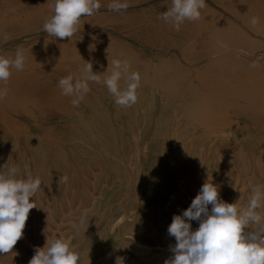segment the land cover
I'll return each mask as SVG.
<instances>
[{"label": "rangeland", "instance_id": "1", "mask_svg": "<svg viewBox=\"0 0 264 264\" xmlns=\"http://www.w3.org/2000/svg\"><path fill=\"white\" fill-rule=\"evenodd\" d=\"M232 1L237 3V0ZM53 2L0 0L3 26L0 54L15 55L18 48L23 50L30 46L33 53H24L27 54L25 59L40 58L54 51L67 56L69 48V53L89 51L87 54L98 55L102 63V58L109 54L106 60L111 57L114 60L113 56L117 55L114 53L124 52V43H127L134 54L125 51L127 57L122 53L116 59H126L131 70L140 73L138 100L133 106L122 108L103 83L90 82L91 91L81 102L85 110L80 117L86 119V125L73 112L47 111L33 118L7 108L10 118L19 123L18 129L6 124L0 116V171L16 165L18 178H26L30 173L33 178L41 179V189L34 197L38 208L30 210L23 236L12 253L0 254V264H28L35 248L44 247L46 240L61 237L69 240L80 254L79 264H116L117 257L124 258V264H164L172 256L170 245L176 243L168 234L173 215L182 214L190 206L206 181L219 187L224 202L236 203L238 208L247 206L253 185L264 187V105L260 104L264 98V34L254 33L246 26V20L230 14L218 0H206L251 35L250 40L248 37L247 42L244 41L248 44L237 39L233 40L237 42L234 46L222 39L221 45L227 46L224 52L248 62L251 70L253 63L257 65L250 74L249 71L244 74L246 70H240L243 67L237 71L228 66L214 69H222L221 73L233 76L234 81L237 77L243 84L260 87L257 91L262 94H258L260 97L254 102L245 97L247 94L242 89L228 88L235 90L229 91L228 101L247 108H229L234 121L231 126L217 130L216 126L188 112L191 92L172 71L177 60L191 73L209 61L211 54L200 39L195 41L200 47L188 48L190 41L186 34L199 33L202 29L197 24L199 20L185 21L188 26L175 31L170 24L158 19L171 6V0H128L129 8L121 12L109 11L110 0H101L99 11L83 17L72 37L88 42L76 43L78 49L75 43L69 46L64 42L66 47L56 40L50 43L51 40L48 43L53 44L52 48L45 47L49 50L46 52L43 46L48 44L41 41L54 37L43 31V24L52 14ZM200 23L205 25L201 20ZM211 33H215L212 41L216 42V32L211 30ZM195 42L192 40L193 44ZM168 60L172 71L169 73V68H165L168 66L164 65ZM65 65L44 68L48 88L57 87L59 79L69 74L82 75L83 68L78 64L66 61ZM29 68L22 71L25 76L39 69ZM192 79L199 81L197 77ZM121 85L125 86L123 80ZM86 99L93 101L92 109L84 104ZM257 102L259 107L263 106V112L261 108L258 110ZM75 121L79 122L76 129ZM61 176H67V182L59 181ZM260 211L264 213V208ZM85 212L88 215L84 216ZM82 216L84 224L80 225ZM190 223L193 231L198 229V221ZM74 224L78 228H74Z\"/></svg>", "mask_w": 264, "mask_h": 264}, {"label": "clouds", "instance_id": "2", "mask_svg": "<svg viewBox=\"0 0 264 264\" xmlns=\"http://www.w3.org/2000/svg\"><path fill=\"white\" fill-rule=\"evenodd\" d=\"M129 6L128 0H110L107 8L121 12L127 11ZM51 7L52 14L46 18L43 31L54 38L71 40L81 25V19L99 11L101 0H54ZM205 7L206 0H171V6L158 19L180 31L185 21L199 20ZM258 22L257 17L251 19L253 26ZM256 66L253 63L252 67ZM24 67L22 49L18 48L14 56L0 54V85H3L0 86V101L8 95L6 85L12 71H23ZM122 80L125 82L123 87ZM90 82L103 83L115 103L127 108L138 100L141 75L132 71L127 61L114 59L109 61L101 79V74L94 73L92 63L85 62L81 76L69 74L62 77L57 87L62 95L71 97L73 107H79L91 91ZM27 168L25 165L26 171ZM18 171L16 165L0 171V254L12 253L23 236L30 210L38 208L34 197L41 189V179L38 176L33 178L30 173L26 178H18ZM67 179V176H61L59 181L67 182ZM261 208H264L262 186L253 185L247 206L238 208L236 203L224 202L219 187L206 181L190 206L182 214L173 215L168 234L176 243L170 245L172 256L164 264H264V213ZM193 220L199 222L195 231L191 229ZM79 224H84L83 216ZM73 227L78 228V225ZM80 260V254L71 242L61 237L46 240L44 247L35 248L28 264H79ZM116 264H124V258L117 257Z\"/></svg>", "mask_w": 264, "mask_h": 264}, {"label": "bare ground", "instance_id": "3", "mask_svg": "<svg viewBox=\"0 0 264 264\" xmlns=\"http://www.w3.org/2000/svg\"><path fill=\"white\" fill-rule=\"evenodd\" d=\"M218 1L222 5V6L221 5L220 6L224 9H226L227 11H229L230 14H232L233 16H238L241 20L243 19L244 22L246 20V22H247L246 26H249V28H251L254 31V33H256V34L260 33L262 35L264 34V0H237L236 1L237 3H235L232 0L231 1H229V0H218ZM12 3L13 2H11V4ZM253 17L259 18V22L255 26H253L251 24V19ZM200 20L203 23H205V25L200 23ZM197 24H199L200 29L202 28L201 30L197 29V30H199V33H196L198 35L192 34V33L186 34L188 36V40L190 41V43H189L190 46L188 48H195L198 46L200 47V45H198L195 42L196 40L198 41V39H200V41H202L204 43L203 44L204 47H206L207 51L211 54L209 61L206 62L205 64H203V66L196 68L195 71L193 73H191V71L189 72V71L185 70L186 68L183 69L184 67H181L180 63H178L179 61L177 60L176 68H173L172 71L175 72V75L177 76L178 80L180 79V82L184 81L183 82L184 86H186V88L189 89V91L191 92L190 98L192 99V102H191L192 104H191L190 109H189L190 111H188V112H190V114H192V116L195 115L194 117H198L197 119H199V120L201 118L204 121V123L206 122V124L208 123V125H213V127L216 126V129L218 127L225 129L228 126H231L232 122L234 121L231 119V112H230L229 108H236V106H237L238 108L241 109V108L246 107L245 105L242 106V105H239V103L235 104L232 101H228V100H230L229 99V91L230 90L228 88L233 87L236 89V91L237 90L240 91L242 89L243 92H245L244 94H247V95H245V97L248 100L250 99L251 101L258 99L260 97L259 95H262V94H259V90L257 91L258 87L257 88L254 87L253 85H251L250 82H249L250 85H246L245 83L243 84L242 82H240L241 79L239 81H237V77L235 78L236 80L234 81L233 79H231V78H233V76H231V77L225 76L221 73L222 69H218V71H216L217 69L215 70L214 68H216V67L222 68L224 66H228L233 71H237V69L243 67L240 70H242V71H243V69H244V71L246 70L244 72V74L247 71H249V74L251 72L253 73L254 67H252V70H251V66L247 65L248 62L246 63L245 61H242L243 59L242 60L239 59V57L235 54H228V53L226 54L225 52H226L227 46L225 45L226 46V48H225L224 46L221 45L223 40H226V43H228L229 46L230 45H232V46L236 45L237 42H235V41L233 42V40H237V39H240V41L243 40L242 42H244V41L247 42V38L249 37V40H250L251 35H249V33H247L246 31H244L239 26V24H236L227 15L223 14L221 11L214 8L213 6L208 4L207 2H206V7L201 10V18L199 19V23H197ZM186 26H188L187 23L181 25V27H186ZM203 26H206V28L204 29ZM0 28H3L1 22H0ZM211 30L212 31L214 30V32H216V35H217V38L215 37V39H217L216 42L212 41L214 39L215 33H211ZM212 37H213V39H212ZM53 40H56V42L59 41V43L62 42V44H60V46L61 45L66 46V45H63L64 42H65L64 44H69V46H70V43H73V44H71L72 46L74 45V43L75 44L79 43V45L80 44L82 45L84 43L83 41H85V40L82 41L81 39H76V38H72L71 40L69 38H63V39L54 38V39H47L45 41H47V42L51 41L50 43H52ZM192 40H193V43L195 42L196 45L192 43ZM45 41H41V43L45 44ZM88 41H85V42H88ZM67 42H69V43H67ZM242 42H240V43H242ZM50 43H47L48 45L43 44L44 45L43 47L44 48L46 47L47 49H49V47H47V46H49ZM238 43H239V41H238ZM124 44H126L125 45L126 50H124V52H122V53L124 54L125 51H127L126 52L127 54H128V52H131L132 54H134L132 52L134 50L131 49L130 45H128L127 43H124ZM244 44H248V43L244 42ZM249 44H251V43H249ZM35 45L36 44H34L33 46H35ZM37 45H36V47H38V48L41 47L40 45L39 46H37ZM51 45H53V44H51ZM51 45H50V47H51ZM79 45H77L78 49L80 48ZM107 45H109V43ZM77 46H76V48H77ZM66 47H64V48H66ZM74 47H71V48H74ZM106 47H108V46H106ZM123 47H124V45H123ZM223 47H224V49H223ZM31 48L32 47L29 46V48L23 49V53H27L29 51L32 55L33 52L30 51ZM46 48H45V50H47ZM51 48H50V50H52ZM53 48L55 49L56 46ZM60 48L62 50L63 47H60ZM60 48L58 51H60ZM66 49H63V51L64 50L66 51ZM75 50H77V49H75ZM224 50H225V52H224ZM107 51H108V49H107ZM46 52H49V50H47ZM66 52L69 53V48ZM66 52H64V54ZM75 52L73 53V51H72V53H69V55H68V53H66L67 54V56H66L63 54H59L60 52L54 51V52L48 53L45 56L40 57V58L37 56H33V57L31 56L29 58H26L25 59V67H24L23 71L27 70V68L32 67V66L33 67L35 66V68H32V69L39 68L36 72H31L30 76H25V74H23L22 71H15V70L12 71V75H11L7 85H6L8 88V95L3 101H0V116L5 119L4 121H6L5 122L6 124L10 125L13 129H18V127H20L19 123H18V125H19L18 126L17 123H15V121L12 120V117L10 118V116L8 115V112L6 111V109L10 108L11 110H14V111L26 113L33 118L38 117V114L44 115V114H46L47 111L52 112V113L53 112L59 113V114H61V113L71 114L73 112L75 114L74 116L79 117L82 124L86 125V122H85L86 119L80 117L84 113V110H85L84 105L82 103H80L79 107H73L71 104V97L62 95L61 91L58 87L48 88L49 86L47 87V84H46L44 77H43V72H45L44 68H58V67L67 66V65H65L66 61H71L72 63L78 64L79 66H81L83 68L85 65V62H90L93 65L94 73L101 74V77L103 79V73L107 70L109 60H111L112 57H111V59L106 60L107 57H109V55H110L109 54L106 58H102V59H104V61L103 60L101 61V58H100V61L102 63H99V61H98L99 56L98 55L93 56L94 55L93 53L87 54L89 51L87 53H85V52H76L75 53ZM111 53H112V50H111ZM122 53L120 54V53H117V51H116V53H114V54H117V55H114L115 57L113 56V58L116 59V56L123 55ZM27 54H24V56L27 57ZM95 54H97V53H95ZM127 54H124V55L127 57ZM129 55H128V57H129ZM5 56H14V54H12L11 52H7ZM131 57H133V56H131ZM118 59L122 60L124 58L121 59L119 57ZM125 60L126 59H124V61ZM46 62H47V65H43ZM138 63L141 64L140 62H138ZM170 64H171V61H169V60L166 62L164 61V65L168 66ZM147 66L149 68V65H146V67ZM249 66H250V68H249ZM131 68H132V66H131ZM148 68L146 70H148ZM165 68H167V69L169 68V71L166 69L168 71V73L171 71L169 66L165 67ZM162 69H164V67L163 68L161 67V70ZM79 70H80V68H79ZM132 70L134 71V69H132ZM256 71L257 70H255V72ZM142 73H143V71H142ZM236 76H237V74H236ZM193 77H197L199 79L198 83H196L192 79ZM46 81H49V80H46ZM181 85H182V83H181ZM0 86H3V85H0ZM45 87H46V89H42ZM230 92H235V90L232 91V89H231ZM261 92H263V88H262ZM237 94H239V93H237ZM96 96L97 95L95 94L94 97L96 98ZM232 96L230 98H232V99L235 98ZM245 97L243 95L242 98H245ZM88 98H89V96H88ZM86 100H88V99H86ZM263 100H264V98H263ZM263 100L261 99L260 104L263 103V105H264ZM92 102H93L92 100L91 101L88 100L84 104H86L88 107H91V109H92L94 107ZM254 102H256V101H254ZM258 102H257V104H258ZM102 104H104V103L102 102ZM249 104H251V103L249 102ZM252 104H254V103H252ZM252 104H251V106H253V108L255 109L256 105L255 104L252 105ZM101 107H102V105H101ZM261 107H263V106L259 107V104H258V107H257L258 110ZM97 111H99V110H97ZM261 112H263V109L261 110ZM92 114L93 113H91V115ZM90 119H92V118H90ZM75 122H76V124L73 125V126H75L74 129H76V125H77V123H79L77 121H75ZM82 124H81V126H82ZM21 125H22V123H21ZM69 125H71V124H69ZM21 127H23V126H21ZM87 127H89V126H87ZM210 127L212 128V126H210ZM205 129H207V127H205ZM28 135H30V134H28ZM49 135H50V132H49ZM76 135H78V134H76ZM33 137H34V135H33ZM107 234H108V232H107Z\"/></svg>", "mask_w": 264, "mask_h": 264}]
</instances>
